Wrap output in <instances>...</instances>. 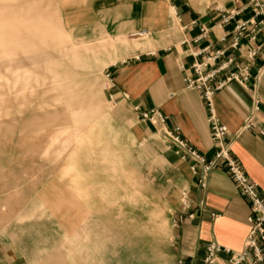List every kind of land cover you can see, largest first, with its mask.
Segmentation results:
<instances>
[{
  "label": "rangeland",
  "instance_id": "1",
  "mask_svg": "<svg viewBox=\"0 0 264 264\" xmlns=\"http://www.w3.org/2000/svg\"><path fill=\"white\" fill-rule=\"evenodd\" d=\"M165 1L0 0L7 39L36 40L0 48V264H165L171 151L151 124L136 142L103 85L148 40L131 20Z\"/></svg>",
  "mask_w": 264,
  "mask_h": 264
},
{
  "label": "crops",
  "instance_id": "2",
  "mask_svg": "<svg viewBox=\"0 0 264 264\" xmlns=\"http://www.w3.org/2000/svg\"><path fill=\"white\" fill-rule=\"evenodd\" d=\"M64 2L68 4L66 10H71L72 5ZM164 4L162 7L143 6L131 20L129 34L144 31L148 40L128 57L107 67L103 85L108 99L125 117L126 127L136 142L154 137V128L141 116L156 110L165 118L166 129L178 128L181 138L209 161L213 159L215 148L206 122L205 103L200 92L185 87L184 79L194 77V64L206 62L217 52L223 54L208 63L206 73L230 62L227 69L209 82L211 87L237 67H247L248 82L244 86L235 82L225 84L216 92L213 108L227 129L226 141L231 143V155L264 195V138L242 130L254 105L258 107L255 121H264V25L254 41H250L249 27L242 28L234 48V26L252 17L249 0H166ZM31 8L38 10L37 6ZM6 10L0 8V48L32 46L36 40L24 42L22 39L25 30L22 24L15 29L18 39H7L8 28L3 18ZM37 14L38 11L34 15ZM65 14L70 15L68 11ZM228 16L232 19L223 23ZM63 20L65 23L66 18ZM37 29L34 26L30 31L37 32ZM251 52H255L253 57H250ZM79 115L78 112L74 117ZM159 158L177 182L176 198L168 211L170 227L165 264H174L180 258L198 262L209 242L240 251L248 233L249 204L225 170H212L206 189L200 191L188 163L181 162L172 152H160ZM183 191L189 194L190 211L180 208Z\"/></svg>",
  "mask_w": 264,
  "mask_h": 264
},
{
  "label": "built area",
  "instance_id": "3",
  "mask_svg": "<svg viewBox=\"0 0 264 264\" xmlns=\"http://www.w3.org/2000/svg\"><path fill=\"white\" fill-rule=\"evenodd\" d=\"M249 8L252 11V17L242 23L237 22L234 26L236 36L232 46L237 47L240 30L249 27L250 41L255 40L259 28L264 25V0H249ZM230 16L223 19L227 23ZM134 35L147 37V33L142 31ZM222 52H217L214 56L193 65L194 77H186L184 84L187 89L200 92V97L205 103L207 112V125L210 132V138L215 148L213 159L206 160L195 149L181 138L179 129L168 130L165 128V118L156 110L143 113V121L158 127L162 133L167 149L171 151L181 162L188 163L193 175L196 176V186L198 190L203 191L207 186L209 173L214 169H224L229 179L238 189L239 194L248 202L249 212L246 218L248 233L240 251H233L223 247L215 242H209L203 249L202 256L198 262H186L184 259H178L174 264H264V195L261 193L256 183L251 181L245 174L239 162L231 155V143L226 141L227 129L220 122L214 112L213 98L225 84L235 82L244 86L249 80L248 68L237 67L229 73L228 76L215 87H211L209 82L218 73L227 69L229 62L222 64L216 70L206 73V67L209 62H214L222 56ZM255 52L250 53L253 57ZM258 107L254 105L253 112L245 119L242 130L251 131L264 138V121L257 123L255 114ZM180 208L183 211H190L191 202L187 191L181 193ZM182 215L180 214L179 219ZM189 218L192 214L188 215ZM214 217V215H211Z\"/></svg>",
  "mask_w": 264,
  "mask_h": 264
}]
</instances>
